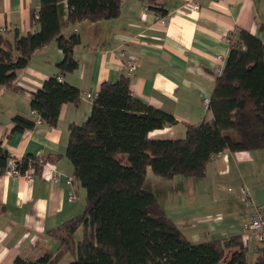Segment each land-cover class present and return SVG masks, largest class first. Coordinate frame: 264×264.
I'll use <instances>...</instances> for the list:
<instances>
[{"label":"crops","instance_id":"obj_1","mask_svg":"<svg viewBox=\"0 0 264 264\" xmlns=\"http://www.w3.org/2000/svg\"><path fill=\"white\" fill-rule=\"evenodd\" d=\"M40 5L41 0H0L1 30L11 39L38 30L33 11L39 12ZM241 29L264 42V0H123L116 18L69 26L64 34L81 36L74 50L79 65L62 79L77 86L81 98L63 105L55 126L30 105L32 93L46 79L61 75L58 64L64 53L56 41L36 50L30 64L17 72L21 88H0V145L14 159L46 158L61 177L53 182L47 169L32 179L12 175L7 172L10 162L0 174V264L55 253L60 240L53 231L84 212L86 189L75 176L67 147L70 125L84 123L91 113L94 98L88 93L96 97L103 82L128 76L134 96L177 120L150 136L184 137L189 125L213 118L206 99L224 70L230 39ZM128 58L134 61L132 74ZM16 115L35 119V126L14 132ZM151 172L145 184L192 243L243 236L250 250L264 246V233L250 227L254 206L264 207V148L220 152L201 177L168 179ZM245 190L251 203L241 199Z\"/></svg>","mask_w":264,"mask_h":264},{"label":"trees","instance_id":"obj_2","mask_svg":"<svg viewBox=\"0 0 264 264\" xmlns=\"http://www.w3.org/2000/svg\"><path fill=\"white\" fill-rule=\"evenodd\" d=\"M122 1L41 0L39 12L33 11L38 30L11 39L0 28V88L20 89L18 70L56 41L64 53L61 75L46 79L30 105L55 126L63 105L81 98L77 86L59 79L79 65L74 50L81 36L64 29L116 18ZM208 106L213 118L189 125L184 137L152 138L150 132L176 124V118L134 96L128 76L103 82L86 121L69 127L67 155L86 189L84 212L53 231L60 240L55 253L34 261L18 257L16 264H63L68 256L66 264H264V246L250 250L243 236L192 243L145 184L149 169L168 179L201 177L220 152L264 148V42L258 35L241 29L230 39ZM13 122L14 132L36 124L23 115ZM11 158L0 145V174ZM15 160L22 171L29 161L38 164L34 155Z\"/></svg>","mask_w":264,"mask_h":264},{"label":"built area","instance_id":"obj_3","mask_svg":"<svg viewBox=\"0 0 264 264\" xmlns=\"http://www.w3.org/2000/svg\"><path fill=\"white\" fill-rule=\"evenodd\" d=\"M159 20H162L160 17H158ZM123 54H125V51H123ZM219 59H223V56L221 54L218 55ZM126 66L128 68V72L132 74L135 70V65L134 61L131 58L126 59ZM61 80L62 77H59ZM87 96L89 98H94L95 96L92 93H88ZM206 103H209V99H206ZM34 113H37L36 111H33ZM37 165L29 161V165L25 171H22L21 168L18 167V164L14 158L10 159V168L7 170L8 173L12 175H23L28 178H33L36 174H38L42 169H47L48 173L51 177V180L53 182H58L61 177V172L58 171L55 166L48 161L46 158L42 156H37ZM71 200L74 199V196L70 197ZM241 199L243 201H246L248 203H251V198L249 196L248 191H244L243 194L241 195ZM250 227L254 230L256 234H261L264 233V207L257 205L254 206V210L252 213V221L250 224Z\"/></svg>","mask_w":264,"mask_h":264},{"label":"rangeland","instance_id":"obj_4","mask_svg":"<svg viewBox=\"0 0 264 264\" xmlns=\"http://www.w3.org/2000/svg\"><path fill=\"white\" fill-rule=\"evenodd\" d=\"M152 173V172H151ZM146 186L148 187V185L146 184Z\"/></svg>","mask_w":264,"mask_h":264}]
</instances>
